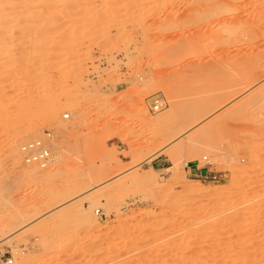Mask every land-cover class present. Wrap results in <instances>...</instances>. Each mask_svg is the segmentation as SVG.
Instances as JSON below:
<instances>
[{"label":"rangeland","instance_id":"1","mask_svg":"<svg viewBox=\"0 0 264 264\" xmlns=\"http://www.w3.org/2000/svg\"><path fill=\"white\" fill-rule=\"evenodd\" d=\"M17 1L0 20L17 26L0 34V264H264V0ZM34 141L46 166L25 159ZM204 157L219 180L186 171Z\"/></svg>","mask_w":264,"mask_h":264},{"label":"bare ground","instance_id":"2","mask_svg":"<svg viewBox=\"0 0 264 264\" xmlns=\"http://www.w3.org/2000/svg\"><path fill=\"white\" fill-rule=\"evenodd\" d=\"M45 1H52V0H38V3H42V2H45ZM204 1H206V0H204ZM63 2H65V0ZM65 3L67 4L68 2H65ZM19 4L20 3L17 0H0V20L2 18H5V17H6V19H12V20L14 19L15 21L20 20V18H22L21 10L19 9L20 11H18V10H17L18 12L16 11L17 8H20L21 7ZM24 4L27 5L26 8L28 9L29 6H30V4H31V1L30 0H25L24 1ZM4 9L11 10V11H7L6 12V11H4ZM39 16H42V15H39ZM16 24H17V22H16ZM15 26L7 27V28L0 26V31L2 30L0 32V34H2L3 30L5 32H7V30H8V32L13 33V29H15L17 27V26L15 27ZM31 28L32 27L26 26V29H28V30L31 29ZM42 30H44V29L42 28ZM3 34H4V32H3ZM60 106H62V105H61V103L59 101H54V103H52V105L48 106L49 107L48 109H46V107H44V108L46 110H48L52 114V113H55L56 112L55 110H57L58 108H61ZM50 113L49 114L47 113V114L48 115H51ZM51 116H53V115H51ZM64 116H66V114ZM67 116L69 117V115H67ZM32 129L35 130V128H31L29 131L28 130L27 131L30 133L32 131ZM41 169L42 168L40 166L34 165V166H31V168L27 169V172H25V173L30 174V175H34V174L40 173V171H42ZM65 199L66 198H64V201H66ZM34 209H35V207H33V211L30 210V211L26 212L25 214H23V213H16L15 214V219H17V220L24 219L27 224L31 223L35 219V217H37L38 215H40L42 213V209H40V208L37 209V207H36L35 210Z\"/></svg>","mask_w":264,"mask_h":264},{"label":"built area","instance_id":"3","mask_svg":"<svg viewBox=\"0 0 264 264\" xmlns=\"http://www.w3.org/2000/svg\"><path fill=\"white\" fill-rule=\"evenodd\" d=\"M158 103L159 101L157 100L151 103V109L153 111H160L163 109V106L159 105ZM65 118L69 117L66 115ZM22 150L26 153L25 159L27 162H38L42 166L47 165L50 158V153L40 141L28 143L22 147ZM203 160L205 164L210 165L206 157H204ZM201 170H203V172H201V174L196 177L216 181L222 176L219 171L209 167H204ZM4 264H13V260L5 259Z\"/></svg>","mask_w":264,"mask_h":264},{"label":"crops","instance_id":"4","mask_svg":"<svg viewBox=\"0 0 264 264\" xmlns=\"http://www.w3.org/2000/svg\"><path fill=\"white\" fill-rule=\"evenodd\" d=\"M168 161L169 160L166 156H164L162 153H158L151 158L150 165L155 170H161L168 166ZM204 167L212 168L210 165L205 163L201 164L199 160H191L186 164V171L189 173V175L198 176L201 174V172H203L201 169Z\"/></svg>","mask_w":264,"mask_h":264}]
</instances>
